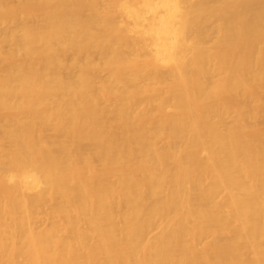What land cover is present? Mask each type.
Listing matches in <instances>:
<instances>
[{
    "label": "bare ground",
    "instance_id": "obj_1",
    "mask_svg": "<svg viewBox=\"0 0 264 264\" xmlns=\"http://www.w3.org/2000/svg\"><path fill=\"white\" fill-rule=\"evenodd\" d=\"M0 264H264V0H0Z\"/></svg>",
    "mask_w": 264,
    "mask_h": 264
}]
</instances>
